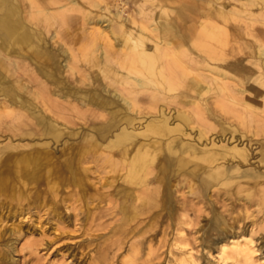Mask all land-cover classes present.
Here are the masks:
<instances>
[{
    "label": "rangeland",
    "instance_id": "374dc122",
    "mask_svg": "<svg viewBox=\"0 0 264 264\" xmlns=\"http://www.w3.org/2000/svg\"><path fill=\"white\" fill-rule=\"evenodd\" d=\"M155 1L160 34L187 49L191 74L168 76L161 99L143 97L131 126L104 136L101 126L111 112L90 108L104 112L98 119L87 109L45 114L36 97L34 106L24 100L13 111L0 106V264H178L173 243L181 230L199 264H230L216 254L219 241L232 234L252 237L264 257V60L257 55L258 41L264 43V0H188L206 6L200 12L196 7L203 14L197 22L169 14L160 20L164 2ZM77 2L74 20L66 16V27L55 25L52 32L97 80L93 25L85 21L97 11L90 0ZM128 2L126 11L135 17L147 1ZM213 25L226 26L229 35L212 32ZM37 29L55 67L63 56L51 33ZM118 62L119 70L131 64L123 57ZM135 68L137 78H156L141 65ZM44 75L32 84L36 90L43 88ZM71 78L66 76L63 90H71L73 99L90 96ZM193 79L209 89L198 95ZM17 80L26 82L22 70L12 74L2 59L0 87ZM37 115L60 132L52 154L45 145L50 139L32 133L42 127ZM64 146H71L68 153H61Z\"/></svg>",
    "mask_w": 264,
    "mask_h": 264
},
{
    "label": "bare ground",
    "instance_id": "6f19581e",
    "mask_svg": "<svg viewBox=\"0 0 264 264\" xmlns=\"http://www.w3.org/2000/svg\"><path fill=\"white\" fill-rule=\"evenodd\" d=\"M90 1H92L97 14L92 19L88 14L85 21L86 26L88 24L93 25L89 32L93 39V45L96 47L100 43L91 52L93 54L91 64L100 72L96 78L97 80L90 77L86 69L76 63L77 59L67 49L59 33L52 32L55 25L66 27V16L69 17L68 21L74 20L71 13L74 11L73 7L78 6L77 0H69V4H64L58 0H0V47L2 48L0 49V63H2V59L8 61V69L12 74L22 70L26 80V82L17 80L12 86L8 84L0 87V106L13 111V109H16L14 106L19 100H24V103L34 106L32 102L36 97L41 99L45 114H56V112L65 114L68 111L87 109L89 110L87 114L93 119H98L99 117L105 118L104 112L99 115L93 113L94 109L90 108H96L97 111L106 110L112 113V117L111 120L107 121L105 127L101 126L105 136L112 129L119 126L132 125L135 118L131 113L141 112L143 97L157 95V98L161 99V96H165V81L168 76L173 75L180 78L191 74L185 59L187 49L180 51L181 47L174 39L170 37L163 38L160 34L161 29L158 25L157 12L147 11L149 5L155 8V0H146L147 2L141 3L139 9L136 10L135 17L126 11L129 0ZM235 1L243 3L247 0ZM58 9L61 11L57 12ZM230 13L231 10L228 11L227 17ZM151 14L156 15L152 18ZM160 15V20L167 19V10L163 9ZM218 15L220 13L217 12L215 17H218ZM222 16L225 17V14ZM227 22L229 21L227 20ZM32 23L35 26H32ZM261 23L264 25V20ZM40 25L43 26L46 32L51 33L49 39L54 42L63 56L61 63L55 67H51L49 64L53 60V56L48 55L41 48L45 47L43 36L44 38L46 36L37 29ZM212 32L222 36L229 35L228 29L223 25L214 26ZM66 33L72 38V32L67 31ZM258 42L260 46L257 55L264 60V43ZM4 50H6L5 53ZM120 57L129 60L131 62L130 66L119 70L117 66L120 63L118 62ZM133 57L134 59H132ZM135 65L143 66L148 73L155 75L156 78H137L132 74V71L136 70ZM54 70L57 71L54 72ZM41 72L45 74V80L41 82L44 89L38 87V90H36L32 84L40 82L41 78L38 74ZM137 73L139 74V72ZM69 74L72 76L71 80L78 86L84 85L85 88H88L87 90H91V93L89 92L90 96L73 99L71 90H63L67 80L66 76ZM221 76L224 79L226 78L225 74H221ZM20 79L23 80V76ZM192 82L198 95L209 89L200 85L196 79H193ZM218 88L223 91L225 84L221 83ZM163 101L168 103L167 98ZM73 102L75 103L73 104ZM117 102H120L122 106L119 111H115L113 108ZM151 106L152 104L149 107L153 110ZM39 109L41 108L39 107ZM158 112L160 111L158 110ZM27 114L26 116H30L29 113ZM39 120L42 127L37 128L32 133L35 134L38 131L40 139H50L45 145L48 147L46 148L48 149L47 153L52 154L50 148L53 142L55 144L60 142V132L51 119H44L43 116H40ZM46 134L50 136L46 137ZM125 137H129V135L126 134ZM70 147L64 146L61 153H64L63 151L67 152L68 148L70 151ZM76 151L80 155L83 153V148L78 146ZM182 163H184L183 160ZM182 234L184 233L181 230L178 236L181 237ZM180 237L173 243V247L180 251L177 259L178 264H199L193 254L194 249L190 248V242L181 240ZM218 244L216 259L222 263L264 264V257H258V251L252 237L243 234H232L219 241Z\"/></svg>",
    "mask_w": 264,
    "mask_h": 264
},
{
    "label": "crops",
    "instance_id": "0c3cea01",
    "mask_svg": "<svg viewBox=\"0 0 264 264\" xmlns=\"http://www.w3.org/2000/svg\"><path fill=\"white\" fill-rule=\"evenodd\" d=\"M162 2H164V8L167 10L169 16L186 22H197L202 18L203 14L197 13L195 11L196 7L198 8V12H200L202 8L204 10L206 9V6L204 4H199V6L196 4L193 5L195 1L190 2L187 0L184 2L179 0H163ZM148 9L149 7L147 6V11ZM151 11L153 13L157 12L158 15V11L153 7H151Z\"/></svg>",
    "mask_w": 264,
    "mask_h": 264
}]
</instances>
